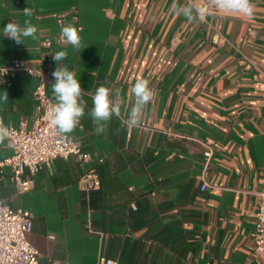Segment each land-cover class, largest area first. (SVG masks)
<instances>
[{"label": "crops", "instance_id": "crops-1", "mask_svg": "<svg viewBox=\"0 0 264 264\" xmlns=\"http://www.w3.org/2000/svg\"><path fill=\"white\" fill-rule=\"evenodd\" d=\"M188 0H0V68L21 59L37 66L42 39L59 33L57 16L80 28L81 48L62 63L76 73L86 101L82 127L70 134L88 158L56 159L18 194L9 170L0 174V202L32 215L27 241L42 263L257 264L254 218L264 180V0L251 18L208 16L189 23L173 4ZM33 9L32 17L22 13ZM25 19L37 39L17 45L3 27ZM252 28L253 37L247 34ZM56 68L57 64L53 60ZM95 72L92 75V72ZM149 80L154 100L129 126V90ZM0 120L32 125L36 79L0 77ZM46 86L55 103L52 84ZM125 100L103 135L90 110L97 87ZM203 144L214 154L201 191ZM11 154L6 140L0 159ZM95 170L100 188L85 192L80 177Z\"/></svg>", "mask_w": 264, "mask_h": 264}, {"label": "built area", "instance_id": "built-area-1", "mask_svg": "<svg viewBox=\"0 0 264 264\" xmlns=\"http://www.w3.org/2000/svg\"><path fill=\"white\" fill-rule=\"evenodd\" d=\"M59 33L56 37H47L41 40L43 52L37 66L15 59L4 68L8 69L5 85L17 73H22L36 79L37 83L32 92L35 103L32 125L27 128L25 121L17 127L5 125L10 135L5 139L11 154L0 159V174L8 169L9 178L18 194H23L33 188V178L44 167H49L56 159L74 157L80 165H84L88 158L83 153L80 143L70 136L69 139L57 134L49 125L46 112L53 103L46 93L48 83L54 82L52 72L55 70L52 59L53 43H62L61 29L67 25L65 15L57 16ZM205 21V20H204ZM80 30V28H78ZM251 37L255 35L252 28L247 30ZM3 68V67H2ZM203 169L201 173V191L212 186L206 179L207 171L212 163L213 148L203 144ZM81 188L87 192L97 191L100 181L95 170L85 172L79 179ZM254 218V247L253 252L257 264H264V180L263 188L258 193ZM32 226V215L23 209H11L0 202V264H61L56 262L42 263L40 253L27 241V233ZM97 264H118L117 261L99 257Z\"/></svg>", "mask_w": 264, "mask_h": 264}, {"label": "clouds", "instance_id": "clouds-1", "mask_svg": "<svg viewBox=\"0 0 264 264\" xmlns=\"http://www.w3.org/2000/svg\"><path fill=\"white\" fill-rule=\"evenodd\" d=\"M176 16L183 15L189 23L203 22L208 16L219 14L221 16H240L251 18L254 13V5L251 0H188L184 5L173 4L172 9ZM25 17H32L33 9L25 7L22 11ZM38 28L25 19L23 26L16 21H10L3 27V37L14 41L17 45L25 44L26 38L37 39ZM64 45H71L75 50L81 48L82 38L76 27L71 24L61 29L60 36ZM68 57L67 51L53 53L52 59L57 67L52 72L54 83L52 94L55 103H52L46 112V118L50 127L62 137L69 139L70 134L77 127H82L81 119L85 115L86 101L83 99L84 92L76 73L69 69L67 64L62 63ZM7 68H0V77L7 75ZM95 72H92L94 75ZM3 83V80H0ZM131 109L129 112V126L139 124L145 107L154 100V92L150 87L149 80L138 78L129 90ZM8 102V93L0 95V103ZM93 107L90 116L94 125L95 133L103 135L107 131L108 122L112 117L119 116L121 106L125 104L120 92L115 93L113 99L112 90L106 86L97 87L92 96ZM10 135L9 128L0 120V143Z\"/></svg>", "mask_w": 264, "mask_h": 264}]
</instances>
